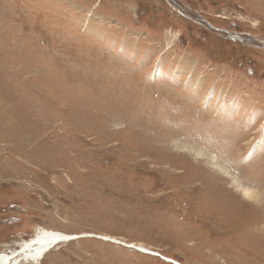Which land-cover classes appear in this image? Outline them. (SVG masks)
Instances as JSON below:
<instances>
[{
    "label": "rangeland",
    "instance_id": "374dc122",
    "mask_svg": "<svg viewBox=\"0 0 264 264\" xmlns=\"http://www.w3.org/2000/svg\"><path fill=\"white\" fill-rule=\"evenodd\" d=\"M176 1L248 45L167 0H0V252L264 264V0Z\"/></svg>",
    "mask_w": 264,
    "mask_h": 264
},
{
    "label": "bare ground",
    "instance_id": "6f19581e",
    "mask_svg": "<svg viewBox=\"0 0 264 264\" xmlns=\"http://www.w3.org/2000/svg\"><path fill=\"white\" fill-rule=\"evenodd\" d=\"M180 12H182L183 13L182 15H184L187 11H186L185 7L184 8L182 7V9H180ZM196 18H198V17H196V15L195 16L193 15L192 20L196 21L197 20ZM209 29H211L215 32H224L222 30H225L223 28L222 29L217 28L218 30H221V31H217L211 27ZM228 32L229 33L226 36L228 38L232 39L233 41L246 43L248 41L247 39L250 38V37L247 38L246 36H243L245 39L243 37L240 38L239 34L232 33L230 31H228ZM224 175L227 176L226 174H224ZM232 186L237 190V192H240L244 197L247 196L250 199L253 198L252 194L248 193V191L240 189L237 186V184L235 183V181H232ZM255 201H257V200H255ZM37 230H38V232L35 231V232H37L36 236L31 237L30 240H28V241H22L16 250H6L3 252H0V264H22V263L23 264H30V263L36 264L40 259L43 258L44 255H46L57 244L62 243L64 241L67 242L68 240H70L69 235H64V234H61L57 231L53 232V231H47L44 229H37ZM107 241H109V240H107ZM137 251H140L141 253H144V254H148V252H145V251H147V249H145V248L140 249V250L137 249Z\"/></svg>",
    "mask_w": 264,
    "mask_h": 264
},
{
    "label": "built area",
    "instance_id": "2783aa9c",
    "mask_svg": "<svg viewBox=\"0 0 264 264\" xmlns=\"http://www.w3.org/2000/svg\"><path fill=\"white\" fill-rule=\"evenodd\" d=\"M167 2L171 5V6H174V8L175 9H177L178 10V13H179V15L182 17V18H186L187 20H189V21H191V22H193V23H195L196 25L197 24H199V25H201V26H203V23H200V22H194L193 20H192V18H191V16H189V15H187L186 14V16H183L182 15V13L180 12V9H182V7L181 6H179L178 4H177V1L176 0H167ZM179 3V2H178ZM180 4V3H179ZM180 5H182V4H180ZM184 6H186L185 4H183ZM182 5V6H183ZM194 13H196L197 14V16L199 17L198 19L201 21V15L198 13V12H195L194 11ZM197 21V20H196ZM202 22V21H201ZM225 30H227V29H225ZM238 34V33H237ZM225 35V34H224ZM240 35V38L242 37V36H245V35H242V33L241 34H239ZM226 36V35H225ZM227 37V36H226ZM247 38L249 37V36H246ZM228 38V37H227ZM230 39V38H229ZM231 40V39H230ZM249 40V39H248ZM232 42H233V40H232ZM256 42H257V40H256ZM247 43V42H246ZM247 45H248V43H247ZM257 46H258V48L261 50L263 47H264V41H261L260 43H258L257 42ZM264 49V48H263Z\"/></svg>",
    "mask_w": 264,
    "mask_h": 264
},
{
    "label": "water",
    "instance_id": "95a60500",
    "mask_svg": "<svg viewBox=\"0 0 264 264\" xmlns=\"http://www.w3.org/2000/svg\"><path fill=\"white\" fill-rule=\"evenodd\" d=\"M201 17V21H202V23L204 22V24L208 27V28H213V29H215V30H217V31H221V30H218L217 29V27H215L213 24H211V23H209L208 21H206L205 20V18L204 17H202V16H200ZM207 23V24H206ZM222 31H224L226 34H228L229 32L227 31V30H222ZM232 40V39H231ZM264 48V47H263Z\"/></svg>",
    "mask_w": 264,
    "mask_h": 264
}]
</instances>
